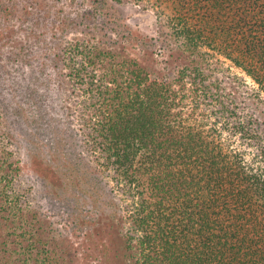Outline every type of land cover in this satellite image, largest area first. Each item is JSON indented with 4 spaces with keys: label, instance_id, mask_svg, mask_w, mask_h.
I'll return each mask as SVG.
<instances>
[{
    "label": "trees",
    "instance_id": "obj_1",
    "mask_svg": "<svg viewBox=\"0 0 264 264\" xmlns=\"http://www.w3.org/2000/svg\"><path fill=\"white\" fill-rule=\"evenodd\" d=\"M92 1L84 8L89 0H67L79 4L73 23L72 11L56 16L55 24L64 28L72 23L75 37L86 34L83 21L95 23L91 36L65 46L61 39L48 45L45 25H39L41 11L54 8V2L24 0L28 15L8 10L9 19L0 17V28L12 33V42L0 47L1 53L7 50L0 56L4 76L14 82L10 75L19 71L28 76L23 86L12 87L18 98L23 95L20 102L0 97V106L13 107L19 121L32 127L65 133L72 156L57 170L59 178L52 173L44 178L57 188L77 181L78 199L60 193L72 209L71 224L85 226L86 235L107 234L112 245L96 264H264V99L255 90L247 96L238 88L228 91L205 65L209 49L241 68L264 93V0H127L171 13L158 38L138 40L128 30L126 40L110 39L111 46L103 44L96 28L126 25L109 0ZM135 49L147 64L132 56ZM48 64L60 77V92L70 83L68 99L60 94L48 101L41 91ZM82 94L88 97L79 101L85 107L77 126L79 106L72 103ZM186 100L193 111L185 110ZM250 102L259 109L243 115ZM198 108L215 118L213 125L201 120ZM221 122L244 149L226 140L217 127ZM9 141L0 116V264H87L69 231L40 209L35 207L39 216L32 212L20 228L33 211L25 200L33 184L16 191L22 165ZM247 148L254 150L251 157ZM117 192L129 196L125 207ZM80 196L91 204L82 217Z\"/></svg>",
    "mask_w": 264,
    "mask_h": 264
},
{
    "label": "rangeland",
    "instance_id": "obj_2",
    "mask_svg": "<svg viewBox=\"0 0 264 264\" xmlns=\"http://www.w3.org/2000/svg\"><path fill=\"white\" fill-rule=\"evenodd\" d=\"M22 1L24 0H0V17H4L5 20L9 19L10 14H7L8 10H12L16 14L18 12V15L22 18L28 15V12H25L23 10ZM47 1H49V3L54 2V8L49 10L43 9L41 11V24L39 25H45L44 31L47 35L46 39L48 41V45H52L53 42L56 43L61 39V42L65 46L67 41H70L73 38L84 39L92 35L91 33L93 32L95 23H91L90 21L86 20L83 21L84 24L83 26H81V28L84 29L85 27H87L86 31L88 32V34L86 32L83 37L74 36L75 33L72 23L77 19L76 11L79 5L78 3H75L74 5H67V0ZM81 1L82 0H78L79 3H81ZM109 2L111 3L110 8L116 11V15L119 17L118 19L123 21L126 26L125 29L122 27L116 30L111 28V26H108L106 29L96 28L94 33L97 34L98 38L102 39L104 45L105 43H107L108 46L113 45V43H108L110 42V39L121 40L124 34L128 32V30L129 32L133 31L137 35V37H139L138 40L146 39V37L158 38L159 31H161L160 28L165 23V15H169L171 13V11L168 10L169 8L167 9L166 7L162 10L160 8H158V10L153 6L148 9H144L137 3L135 4L134 1L125 0L124 2L118 4L110 0ZM93 3L94 1L89 0V2H87L84 8H91L92 5H94ZM66 11H68L69 13H71V11L73 12L70 16V21L72 23L66 25L64 28L62 27V24L59 21H57V24L60 23V26L55 24V18L57 15H59L60 19H62V15ZM79 27L80 26H78V28ZM4 28L5 31L0 28V47H2L1 42H12L11 40H8V36L12 37V33H6L8 32V29L5 26ZM127 42L128 41H126V43ZM160 45L161 42L158 41V46L160 47ZM1 51L2 53L0 52V56L2 55L3 57L7 50L2 49ZM207 51L211 54V56L207 61L208 63H206L205 65L208 69H212V73L217 79L225 81L224 85L227 86L228 91L230 89L234 90V88H238L239 92L244 94V96H247V93L245 92L255 90L257 93L260 94L261 98L264 99V93L259 89V86L254 81V79L251 78L246 72L234 65L230 60L226 59L224 56L215 54L209 49H207ZM132 56H135L139 60L142 59V61L147 64L146 56H143L141 53H139L138 49L133 50ZM83 58V55H80L77 59L83 60ZM5 66L9 67L7 64H5ZM48 66L49 67L47 69V73L45 71L46 75L43 76L45 84L41 87V91L48 93V95L46 96V99L48 101L54 102L58 100L60 94H63L64 98L68 99L69 94L71 92L70 83H63L62 86L64 88V91L60 92L59 88L61 82L59 81L60 77L56 73V68L51 67L52 64H48ZM64 71H66V69H64ZM4 72L5 70L2 68L1 65L0 76L3 77L0 79V97L3 98L2 101H5V103L20 102L17 100L21 99L23 95L18 98L15 92L13 91L12 87L14 86L15 82L23 86V84L28 82V76L25 75V73H21L19 71L15 73L14 76L10 75L15 80L14 82L11 78L6 79V77L4 76ZM87 97V95L82 94L81 97H75L74 99L76 100L74 103H72L74 107L79 106V108L75 110V115L73 118L75 120L74 123L77 124V126H79L78 124H81L80 121H82L83 119V112L80 110V108L85 107V102L79 101L87 99ZM190 99L191 98H189V100ZM189 100H186L188 102L186 104L184 102L183 106L185 105L186 111L191 112L193 111V108L192 103ZM60 106L61 105H58V107ZM12 109L13 107H10L8 104H5L4 107L0 106V116L2 119L3 126L10 135V147L11 149L18 151L16 152V157L20 160V164L22 165L20 174L21 181L20 184L17 186L16 191L22 190L24 192L26 186L31 183L30 181H32L33 184V189L30 188L28 190H25L28 193L27 197L29 199L25 197L26 195L24 196L27 204L30 206V208L32 207L33 211L29 212L25 216V220L22 219V221L18 223L19 225H21L20 228H24L25 225L29 224V220L31 217L30 215L32 212L37 213L39 216L38 212H34L36 207L47 215V219L49 221L52 220L57 225H59L61 229L69 231V234H67V236L69 237V240L74 243L75 248H77L76 250L78 252L77 254L80 257V260L86 262L87 264H96L98 259L104 254L105 250L107 251L108 249L112 248L111 241H109V239L107 238V234L103 232H98L99 230H97V232H94L93 235H86L87 232H83L86 230L84 229L86 228L85 226L82 228L83 230H80V227L77 224H71L72 222L69 217L72 213V209L66 207L60 193H65V195L69 194V196H72L70 198L71 200L78 199L77 197L73 196L79 188L77 181L76 184L72 186H64L61 188H57L58 186L54 182L53 184H55V186L51 185L49 181L51 173L53 174L52 178H59L57 170L61 168V166L63 167L66 165L69 159L68 157L69 155H71L70 153H72L71 151H68V149L72 147L66 145L65 139L63 138L65 133H61L60 130L56 129L32 127L28 124V121L24 120L23 118V120L19 121L18 117H16V111ZM256 109L258 110L259 106L257 107L256 103L250 102V107L243 113V115L246 113L254 112ZM196 114L201 118V120L206 121V123L208 121L213 125L215 118L210 119L209 112L204 108L196 109ZM217 125L219 130L223 132V135L226 140L232 143V145H234L235 147L237 146L244 149L245 145L241 144L238 136L232 135L230 130L224 128L223 122L218 123ZM253 151L254 150L252 148H247V153L249 157L253 155ZM59 152H62L61 157H63L64 159L58 157ZM55 172H57V174H55ZM103 174L105 176L106 181V179L108 178V176H106L107 173L105 172ZM46 176L49 177L48 180L44 178ZM113 184L114 183L112 182V185ZM22 187L25 189H23ZM118 194L123 197V206L125 205V203L127 204L130 202V199L128 198L129 196L122 195L120 194V192H117V195ZM22 195L23 194L21 193V196ZM79 202L81 203L80 217L89 214L91 204L88 201V197L80 196ZM85 205L88 206L87 209ZM27 209V207L24 208L26 212H28ZM124 213L126 215L128 214L127 209L124 210ZM9 244H13L16 249L18 248L17 245H15L16 242H12V240H10Z\"/></svg>",
    "mask_w": 264,
    "mask_h": 264
}]
</instances>
